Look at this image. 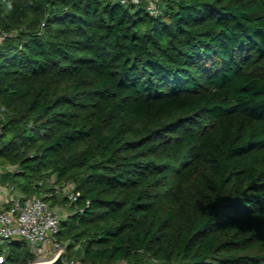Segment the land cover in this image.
<instances>
[{
	"label": "trees",
	"instance_id": "16d2710c",
	"mask_svg": "<svg viewBox=\"0 0 264 264\" xmlns=\"http://www.w3.org/2000/svg\"><path fill=\"white\" fill-rule=\"evenodd\" d=\"M0 30V163L68 206L64 257L264 264V0H0Z\"/></svg>",
	"mask_w": 264,
	"mask_h": 264
},
{
	"label": "built area",
	"instance_id": "2783aa9c",
	"mask_svg": "<svg viewBox=\"0 0 264 264\" xmlns=\"http://www.w3.org/2000/svg\"><path fill=\"white\" fill-rule=\"evenodd\" d=\"M121 1H132L138 4L145 3L150 14L157 15L160 13V0ZM9 34V32L0 30V41L4 40ZM4 117V111L0 106V125ZM8 168L13 170L14 166L9 165ZM4 173L5 170L0 163V179ZM53 187L56 192H61L71 200H75L78 195V193L73 190V185L71 183H64L60 186L54 185ZM0 194L5 196V202L0 203L1 242L24 238L29 242L34 253L41 254L50 245L57 250L55 256L58 253H62L63 247L59 245L56 238L60 230V213L58 208L50 207L42 196L24 195L22 191L17 188L15 181H12L10 185H1L0 183ZM49 194L51 195L52 193ZM36 262H38V260L34 263ZM63 264H75V262L63 256ZM117 264L129 263L126 260H120Z\"/></svg>",
	"mask_w": 264,
	"mask_h": 264
},
{
	"label": "rangeland",
	"instance_id": "374dc122",
	"mask_svg": "<svg viewBox=\"0 0 264 264\" xmlns=\"http://www.w3.org/2000/svg\"><path fill=\"white\" fill-rule=\"evenodd\" d=\"M3 168H4V170L5 169L8 170V167H6V166H3ZM18 179L21 180L22 177L17 176V180ZM12 181H15L16 182V180H14L13 178H6V176L4 174H2V177L0 179L1 185H10V183ZM17 188L19 190H21L18 187V185H17ZM57 207H59L58 209H59V213H60V217L61 218L64 217V216H66V213L69 212L68 206H66L64 204H59ZM56 253H57V250L55 248H53L52 245H50V246H48V248L43 253H41V254L34 253V254H35L36 260H38V261H46V260L52 259L55 256Z\"/></svg>",
	"mask_w": 264,
	"mask_h": 264
},
{
	"label": "water",
	"instance_id": "95a60500",
	"mask_svg": "<svg viewBox=\"0 0 264 264\" xmlns=\"http://www.w3.org/2000/svg\"><path fill=\"white\" fill-rule=\"evenodd\" d=\"M34 264H63V255L58 253L53 259L46 261H38Z\"/></svg>",
	"mask_w": 264,
	"mask_h": 264
},
{
	"label": "crops",
	"instance_id": "0c3cea01",
	"mask_svg": "<svg viewBox=\"0 0 264 264\" xmlns=\"http://www.w3.org/2000/svg\"><path fill=\"white\" fill-rule=\"evenodd\" d=\"M4 199H5V196L2 195V194H0V203H4V202H5ZM57 208H59V207H57ZM67 214H68V213H66V215H67Z\"/></svg>",
	"mask_w": 264,
	"mask_h": 264
}]
</instances>
